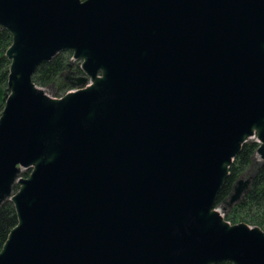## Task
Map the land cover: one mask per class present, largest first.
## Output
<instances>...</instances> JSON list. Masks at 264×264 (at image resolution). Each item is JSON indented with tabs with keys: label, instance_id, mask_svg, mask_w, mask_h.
<instances>
[{
	"label": "water",
	"instance_id": "water-1",
	"mask_svg": "<svg viewBox=\"0 0 264 264\" xmlns=\"http://www.w3.org/2000/svg\"><path fill=\"white\" fill-rule=\"evenodd\" d=\"M0 28V264H264L216 207L246 142L224 210L264 164V0H0ZM65 51L83 76L56 98L33 78Z\"/></svg>",
	"mask_w": 264,
	"mask_h": 264
},
{
	"label": "trees",
	"instance_id": "trees-1",
	"mask_svg": "<svg viewBox=\"0 0 264 264\" xmlns=\"http://www.w3.org/2000/svg\"><path fill=\"white\" fill-rule=\"evenodd\" d=\"M12 44V35L6 29L0 28V116L4 109L7 97L8 77L11 61L6 56V51ZM73 57L71 51L58 54L54 59L39 66L34 82L41 87H51L52 84L65 85L70 89V84H64L63 73L69 68V62ZM77 73L83 74L82 68L76 69ZM62 93L65 95L66 93ZM257 141H248L235 158L230 167L229 175L221 189L216 207L222 206L224 200L229 196L234 183L244 175L251 167L252 158L259 147ZM31 169L23 172V176H29ZM18 188V186L16 187ZM225 219L232 224L245 222L250 225L259 226L264 230V164H262L252 180L250 190L232 208L227 209ZM17 212L12 201H7L0 208V251L8 238L10 231L17 225ZM218 264H232L221 262Z\"/></svg>",
	"mask_w": 264,
	"mask_h": 264
},
{
	"label": "rangeland",
	"instance_id": "rangeland-1",
	"mask_svg": "<svg viewBox=\"0 0 264 264\" xmlns=\"http://www.w3.org/2000/svg\"><path fill=\"white\" fill-rule=\"evenodd\" d=\"M81 65H82V61H81V60H75V59H74V60H73V65H72V67H71V68L69 67V68L63 73V78H64V79H63V82H65V83H63V85H64V84H70V86H71L70 89H67L66 92H65V89H66V86H65V85L62 87L61 83H60V84H52L51 87H45L47 93H48L50 96H52V97L60 98V97H62V93L65 92V93L67 94L69 91L73 90L74 87L71 85V82L74 80V77L83 76V74H80V73H77V72H76V69H77L78 67L81 68ZM82 71H83V70H82ZM7 92H8V90H7ZM7 95H8V94H7ZM63 96H64V94H63ZM251 141H257V138H255V139H253V140H251ZM258 158H259V156H258ZM254 168L256 169L257 166H255ZM255 169H254V170H255ZM248 171H249V170H248ZM248 171H247V172H248ZM247 172H246V175H248ZM217 208L222 212V214L226 215L227 210H224V209L222 208V206H218Z\"/></svg>",
	"mask_w": 264,
	"mask_h": 264
}]
</instances>
